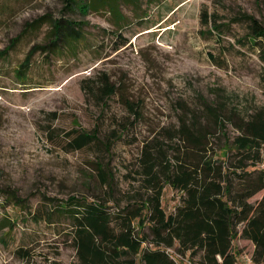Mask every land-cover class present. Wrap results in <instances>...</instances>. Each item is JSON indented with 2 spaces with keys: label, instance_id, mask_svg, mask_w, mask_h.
Listing matches in <instances>:
<instances>
[{
  "label": "rangeland",
  "instance_id": "1",
  "mask_svg": "<svg viewBox=\"0 0 264 264\" xmlns=\"http://www.w3.org/2000/svg\"><path fill=\"white\" fill-rule=\"evenodd\" d=\"M87 2L94 8L82 14L66 10V0H0V264H25L19 248L35 262L71 264L68 222H35L30 213L101 195L99 164L120 197L133 182L143 144L167 141L179 118L203 117L202 101L233 118L264 109V39L250 44L244 21L251 16L264 28V0ZM58 19L81 22V38L44 52ZM212 21L221 38L209 32ZM103 74L116 93L102 102L95 92ZM124 128L107 150L112 132ZM225 129L236 135L230 123ZM74 131L95 133L98 143L69 151ZM261 156L264 165V145ZM177 203L178 193L167 189L165 211ZM233 250L250 257L253 245L237 238Z\"/></svg>",
  "mask_w": 264,
  "mask_h": 264
},
{
  "label": "trees",
  "instance_id": "2",
  "mask_svg": "<svg viewBox=\"0 0 264 264\" xmlns=\"http://www.w3.org/2000/svg\"><path fill=\"white\" fill-rule=\"evenodd\" d=\"M65 7L84 14L94 5L66 0ZM244 21L250 29L249 43L257 45L264 39V28L251 16H244ZM208 23L202 12L200 24ZM82 25L67 19L52 21L48 47L41 49L46 52L58 43L78 41ZM209 32L222 36L215 21ZM260 49L264 86V47ZM97 79V99L103 102L115 95L116 86L106 75ZM124 104L137 118L133 104L127 100ZM202 107L203 117L179 118L167 141L155 137L143 144L133 182L120 197L115 196L112 174L99 164V186L105 189L101 195L69 197L45 208L41 216L39 210L30 213L35 222H68L75 257L71 264H182L178 256L189 257L191 264H240L239 252L233 250L237 238L253 245L254 264H264V109L233 118L215 104L202 101ZM228 123L236 131L232 138L226 134ZM125 131L112 132L114 139L105 148L111 149ZM73 134L69 151L98 143L95 133ZM167 189L178 193V203L169 213L163 207ZM21 203L14 205L22 208ZM17 252L25 264H61L35 262L24 248Z\"/></svg>",
  "mask_w": 264,
  "mask_h": 264
},
{
  "label": "built area",
  "instance_id": "3",
  "mask_svg": "<svg viewBox=\"0 0 264 264\" xmlns=\"http://www.w3.org/2000/svg\"><path fill=\"white\" fill-rule=\"evenodd\" d=\"M178 260L185 262L186 264H191L186 258H182L180 256H178L177 258ZM239 262L240 264H254L251 260V256L250 257H243V256H239Z\"/></svg>",
  "mask_w": 264,
  "mask_h": 264
}]
</instances>
